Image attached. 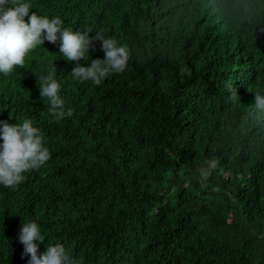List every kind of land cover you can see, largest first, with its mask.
Returning <instances> with one entry per match:
<instances>
[{
    "label": "trees",
    "instance_id": "obj_1",
    "mask_svg": "<svg viewBox=\"0 0 264 264\" xmlns=\"http://www.w3.org/2000/svg\"><path fill=\"white\" fill-rule=\"evenodd\" d=\"M31 2L130 59L94 86L45 42L0 74V120L31 119L51 152L0 186V264H28V221L40 253L62 243L73 264H264V0ZM89 54L105 58L100 41ZM49 69L73 113L60 122L38 88Z\"/></svg>",
    "mask_w": 264,
    "mask_h": 264
},
{
    "label": "clouds",
    "instance_id": "obj_2",
    "mask_svg": "<svg viewBox=\"0 0 264 264\" xmlns=\"http://www.w3.org/2000/svg\"><path fill=\"white\" fill-rule=\"evenodd\" d=\"M32 8L31 0H0V74L7 76L17 66L23 67L28 54L45 42L59 43V54L76 62L71 76L80 83L99 86L108 76L123 73L127 68L130 59L127 44L102 33L91 36L89 31L66 28L59 16L49 18ZM96 41L101 42L104 59H93L89 54ZM81 60L86 63H79ZM38 78L40 96L53 119L60 122L71 117L72 110L65 107L55 73L49 69ZM254 105L264 111V93L255 96ZM15 120V124L0 120V186L10 189L23 182L25 173L40 169L51 159L45 137L33 121ZM18 239L23 254L29 257L28 264H73L62 243H49L44 252H39L46 236L35 221L22 223Z\"/></svg>",
    "mask_w": 264,
    "mask_h": 264
}]
</instances>
